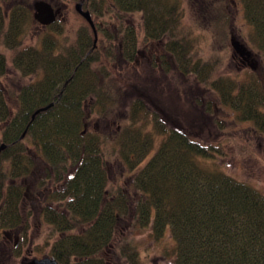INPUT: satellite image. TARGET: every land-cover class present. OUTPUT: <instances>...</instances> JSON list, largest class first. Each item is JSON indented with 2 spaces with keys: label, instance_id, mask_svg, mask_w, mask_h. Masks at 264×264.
Returning <instances> with one entry per match:
<instances>
[{
  "label": "trees",
  "instance_id": "obj_1",
  "mask_svg": "<svg viewBox=\"0 0 264 264\" xmlns=\"http://www.w3.org/2000/svg\"><path fill=\"white\" fill-rule=\"evenodd\" d=\"M204 1L214 14L210 22L225 28V1ZM242 1L264 53V0ZM84 7L96 18L95 47L92 26L81 15L85 23L72 39L65 43L60 30L54 44L40 48L27 43L31 2L0 0V146L6 144L0 150L1 210L8 213L9 203L19 214L22 179L34 163L23 144L30 137L46 164L42 183L54 184L43 215L50 225L46 240L60 264H110L107 248L126 264H146L129 233L147 229L157 244L170 235L173 264H264V193L220 167L227 151L218 140L201 139L194 120L185 126L159 120V111L136 91L127 115H118L123 123L115 133L88 126L92 115L115 117L123 97L110 63L121 57L138 63L135 11L141 12L148 56L155 52L153 66L193 76L201 107L213 113L217 104L230 107L237 119L252 120L262 131L264 65L241 81L237 72H226L221 54L206 49L212 35L199 39L201 34L185 30L177 0H84ZM9 64L27 81L8 92L3 80ZM112 158L127 182L113 183Z\"/></svg>",
  "mask_w": 264,
  "mask_h": 264
},
{
  "label": "rangeland",
  "instance_id": "obj_2",
  "mask_svg": "<svg viewBox=\"0 0 264 264\" xmlns=\"http://www.w3.org/2000/svg\"><path fill=\"white\" fill-rule=\"evenodd\" d=\"M29 1L31 2L34 25L30 32V38L27 39L28 44L33 43L40 48H43L46 43L54 44V39L60 38V30H63L61 38L67 43L73 38L75 32L85 23L83 17L75 9V3L79 0H55L52 2L55 7H60L61 9L57 24L54 26L43 25L34 18V0ZM177 1L179 3L178 8L182 12V22L185 25V30H194L196 34H201L202 36L199 39L207 35H212V37L209 38L210 46L206 47V49L209 50L213 48L219 55L221 54L223 58V68L226 72L230 74L237 72L238 75L236 78L241 81L249 77V73L252 69L250 64H243L239 57L234 54L235 52L231 45V34L236 35L254 51L257 69L261 71L264 65V53L253 39L254 29L245 16L242 0H238L239 2L236 5L232 4L231 0H224L223 9L228 16L225 28H222V26L218 24L217 27H214L215 24L210 22L214 14L206 12L207 1ZM133 16L139 38L138 63L126 61L123 57L116 62L110 63V65L113 64L114 77H116L117 84L120 85L123 91V97L120 98L118 107L113 113L116 119L111 116L105 119L103 117H98V115H92L88 121V126H95L102 131L115 133L116 127L118 129L120 128L119 123H123L120 118L118 120V115H127L125 113L129 110L134 100L132 95L133 92L137 91V93L143 95L144 92H146L144 97L143 95H140V97L142 96V98H144L147 104L151 106L152 110L159 111L157 114V116L160 115L159 120L163 119L168 123L172 121L173 124H178L179 126H185V123L189 124L190 121L194 120V123H196L194 127L201 139L204 141L218 140V142L222 144L223 150L227 151V154L221 155V162L219 161L221 164L220 167L235 178L250 183L264 193V131L257 128L252 120L237 119L235 111L230 107H217V104L216 108L218 109L217 111L215 110L216 113L201 107L193 96V93L196 94V92H200L199 90L201 88L194 83L193 76H184L176 71L167 73L153 66L151 55H155V52L152 51L148 56V51L145 49L146 45L144 41L145 36L141 12L135 11ZM95 19L94 16V22ZM101 20L104 19L102 18ZM112 29H114V27ZM100 37L102 40L103 35L100 34L99 38ZM120 37L121 35H118V38ZM200 41L202 44L201 46L206 45L205 42L202 40ZM115 43L118 44L119 39H117ZM153 44L154 46H160L156 41ZM100 47L105 50L106 44L102 42ZM25 81H27V79L19 77L9 64V73L5 77V81L3 80L4 87L7 88V91L9 92V89L11 90L14 87H18L20 84L25 83ZM133 82L136 84V87H134V85L131 87V83ZM200 95L205 97L204 91L203 94ZM9 98V103L13 106L16 102L14 96ZM203 100H206V98H203ZM262 107L264 111V106ZM219 124L221 126L224 125L222 126L223 128L219 127ZM150 126L149 124V127ZM158 142L159 137H157L154 148L149 152L143 163L150 157L154 149L157 148ZM23 144L26 146L29 144L30 155L40 159L36 156V148L30 137L26 138ZM110 160L108 169L113 183L118 184L124 181L127 182L129 176L122 173L125 169L121 166V163L115 158ZM40 186L41 188L39 186L36 188L30 183L28 188L24 189L26 194L23 204L26 208H30V204L34 200L38 202L40 207V201H42L43 198L42 193H44L42 184H40ZM52 186L54 187V185ZM35 229L34 243H37L36 248L42 252H48L50 247L45 244V238L50 231V227L47 223H41L39 221ZM130 236L139 243L146 264L174 263L172 254L174 241L170 235L160 244L153 241L148 229L146 231H135L133 234L129 233V237ZM53 238L54 236L51 237V240ZM37 252L38 251H36V253ZM106 256L110 260V264H126L123 258L118 257L114 252L111 253V249L107 248Z\"/></svg>",
  "mask_w": 264,
  "mask_h": 264
},
{
  "label": "flooded vegetation",
  "instance_id": "obj_3",
  "mask_svg": "<svg viewBox=\"0 0 264 264\" xmlns=\"http://www.w3.org/2000/svg\"><path fill=\"white\" fill-rule=\"evenodd\" d=\"M231 1L232 4L235 5L239 2L238 0ZM60 13L61 11L59 14ZM234 54L239 57L243 64H250L249 59L242 57L238 53ZM27 146L30 148L29 144ZM31 157L34 162L32 166L33 169L31 173L22 179L23 195L17 206L19 214L14 213V209L11 208V204L9 205V203L5 205V207L9 209L8 213H6L5 210H1L0 207V264H30L31 259L45 256L56 259L51 252V244L48 243L46 238L45 244L50 247L48 252L40 251L36 248L37 243H34V230H36L35 228L38 226L39 221L41 223H47L50 227L48 222L44 219L43 209L45 204L49 201V193L52 191V185L54 184L51 181H49L48 184L42 183V175L45 171L46 164L42 158L37 159L32 155ZM30 183L36 188L38 186L41 188L40 184L43 186L42 190H44V193H42L43 198L42 201H40V207L36 200L32 201L30 208H26L23 204L26 194L24 189L28 188ZM36 251L38 252L36 253ZM58 264L60 263L58 262Z\"/></svg>",
  "mask_w": 264,
  "mask_h": 264
},
{
  "label": "water",
  "instance_id": "obj_4",
  "mask_svg": "<svg viewBox=\"0 0 264 264\" xmlns=\"http://www.w3.org/2000/svg\"><path fill=\"white\" fill-rule=\"evenodd\" d=\"M34 18L43 25H49L56 21L60 12V7H55L49 0H34ZM76 11L81 14L88 23L92 26L94 31V45L96 46L98 40V33L93 20L91 11L84 7V0H79L75 3ZM231 45L235 53L240 54L242 57L250 60V65L253 69H257V62L255 60V53L251 50L244 41L240 40L236 35L231 34ZM92 47V48H93ZM48 107L44 106L37 111ZM6 144L2 143L0 150L5 147ZM30 264H58V261L52 257L45 256L42 258H33L30 260Z\"/></svg>",
  "mask_w": 264,
  "mask_h": 264
}]
</instances>
